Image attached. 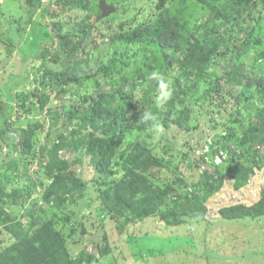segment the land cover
Masks as SVG:
<instances>
[{"label": "rangeland", "instance_id": "rangeland-1", "mask_svg": "<svg viewBox=\"0 0 264 264\" xmlns=\"http://www.w3.org/2000/svg\"><path fill=\"white\" fill-rule=\"evenodd\" d=\"M60 1L0 0V264H264V214L242 213L264 189V0H168L198 31L202 70L170 69L153 34L120 38L156 23L159 0H107L106 17L100 0ZM152 70L173 81L161 108ZM62 71L80 82L62 84ZM103 93L156 116L106 157L82 142ZM136 143L148 166L127 162Z\"/></svg>", "mask_w": 264, "mask_h": 264}, {"label": "trees", "instance_id": "trees-1", "mask_svg": "<svg viewBox=\"0 0 264 264\" xmlns=\"http://www.w3.org/2000/svg\"><path fill=\"white\" fill-rule=\"evenodd\" d=\"M28 1L31 3H40L42 0ZM72 1L77 4H82L83 6H87L88 2V0H61L60 2H66L67 4H71ZM199 1L207 2V0ZM260 1L262 0H233L235 4L247 6L249 10L254 9ZM167 2L168 0L158 1V8L162 10V12L156 23H147L145 25H142L141 27L134 29L128 37L124 36V34H121L120 38H128V40H133L135 38H142L143 36L148 34H153L156 36L157 44L164 51L166 64L170 69L173 68V64L176 61H179L185 64L188 63L190 66L197 68V70H202L201 65L198 63L199 53L192 49L194 44L197 43L196 38L198 37V31L194 28L191 29L190 27H187V24L185 22L182 23V21L177 16L171 15L166 12L167 10H165V6ZM48 10L49 9H47V11ZM215 10L217 11V16L222 14L219 9ZM47 11L44 9L43 13L45 14ZM82 30L86 31L87 29L83 27ZM186 30H189L192 35L190 36V38H186L188 39L187 42L189 44L188 50L182 56L176 55L177 52L183 53L182 39L185 38L184 36ZM60 37L63 45L66 46V48L69 47V49L78 48L82 40L81 36L79 40L75 42V44L70 45L72 38L62 34L60 35ZM221 43V36L219 35L216 45H208L204 48V55L209 56L212 53L220 52L219 47ZM235 48V45H232L231 48L228 47V49L232 50H234ZM57 77H59L60 82L62 84L78 83L81 80L80 76L70 73L69 71H62L58 74ZM110 96L113 95L103 93L100 98L94 100L91 103L88 109L85 108L86 110H84V114H86V120H84V124L87 125L89 123L93 131L90 132V135L89 137H87L86 140L81 139L83 140L82 142L88 147H91L93 145H99L103 147L101 153L102 155H104V157L108 156L110 152H114V150H116V148L122 142L127 129L134 127L143 129L153 123L152 121L142 122L140 120V117L143 112L142 108H140V106L138 104H135L133 101H131L133 102L131 105L129 104L127 106L107 105L105 103V100ZM79 107H77L76 112H79ZM3 111L0 115V127L6 121ZM98 130H100L101 133L95 132ZM82 142H78L77 146H79ZM136 147H139L138 149H141V151H136ZM135 148L130 151L127 162L133 163L136 168L142 165L148 166V162H151L153 160L152 150L145 148L144 145L142 146L140 143H136ZM131 168L132 170L134 169L133 167ZM131 181L133 183L137 182V180ZM243 209L244 211H242V213L245 212L243 214L250 213L257 216L264 214V189L263 196L257 202V204L248 208L244 206ZM238 214L239 212L236 211L235 215L231 214L229 216L237 217Z\"/></svg>", "mask_w": 264, "mask_h": 264}, {"label": "clouds", "instance_id": "clouds-1", "mask_svg": "<svg viewBox=\"0 0 264 264\" xmlns=\"http://www.w3.org/2000/svg\"><path fill=\"white\" fill-rule=\"evenodd\" d=\"M146 80L155 83V95L153 102L157 108H161L171 100L174 95L172 79L160 70H152L146 75ZM139 91V89H138ZM142 122L152 121L155 123L156 116L151 111H143L140 117ZM159 127V125H156Z\"/></svg>", "mask_w": 264, "mask_h": 264}, {"label": "water", "instance_id": "water-1", "mask_svg": "<svg viewBox=\"0 0 264 264\" xmlns=\"http://www.w3.org/2000/svg\"><path fill=\"white\" fill-rule=\"evenodd\" d=\"M100 10L102 11L101 17H106L113 13L116 8L112 3H108L107 0H100Z\"/></svg>", "mask_w": 264, "mask_h": 264}]
</instances>
